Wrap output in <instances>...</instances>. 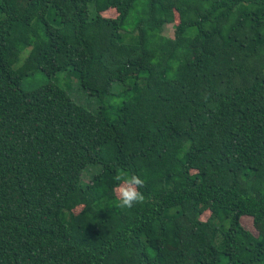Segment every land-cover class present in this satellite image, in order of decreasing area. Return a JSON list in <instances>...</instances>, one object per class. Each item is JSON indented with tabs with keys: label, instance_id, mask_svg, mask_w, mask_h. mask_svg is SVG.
Here are the masks:
<instances>
[{
	"label": "trees",
	"instance_id": "obj_1",
	"mask_svg": "<svg viewBox=\"0 0 264 264\" xmlns=\"http://www.w3.org/2000/svg\"><path fill=\"white\" fill-rule=\"evenodd\" d=\"M190 257L264 264V0H0V264Z\"/></svg>",
	"mask_w": 264,
	"mask_h": 264
},
{
	"label": "rangeland",
	"instance_id": "obj_2",
	"mask_svg": "<svg viewBox=\"0 0 264 264\" xmlns=\"http://www.w3.org/2000/svg\"><path fill=\"white\" fill-rule=\"evenodd\" d=\"M104 15L115 16L116 11L114 9H110V10L104 12ZM128 26H129V22L126 24L127 29H128ZM164 33L169 35V36L172 35L171 24H168L165 26ZM192 44H194V46H196L197 42L193 41ZM26 54H27V52L24 49L19 54L18 60L14 64V67L18 66L23 61ZM48 82L55 83L58 86L65 89L67 91V93L70 95V97L75 102H77L81 105L89 106L91 108H94L98 105V99L95 96L90 95L88 91L83 90L81 88V86L78 82L77 76L74 74V72L70 68L63 70V71L56 72L51 76L45 75L44 73H42V71H37L32 76L25 79V81L23 83V88L31 89L34 86H38L40 84L48 83ZM103 98H105V97H102L101 99H103ZM113 100L116 102L115 99H113ZM89 177H90L89 171H85L82 174L83 181H88ZM206 215H208V214L207 213L204 214L203 217H205ZM241 223L245 228L251 230L254 233H257V229H256L257 227L254 225L251 217L242 216L241 217ZM186 262L188 264H190L192 262V258L191 257L186 258Z\"/></svg>",
	"mask_w": 264,
	"mask_h": 264
},
{
	"label": "clouds",
	"instance_id": "obj_3",
	"mask_svg": "<svg viewBox=\"0 0 264 264\" xmlns=\"http://www.w3.org/2000/svg\"><path fill=\"white\" fill-rule=\"evenodd\" d=\"M117 181L114 195L118 206L131 209L134 205L145 202V195L141 189L145 186V180L135 173L120 170L115 175Z\"/></svg>",
	"mask_w": 264,
	"mask_h": 264
}]
</instances>
